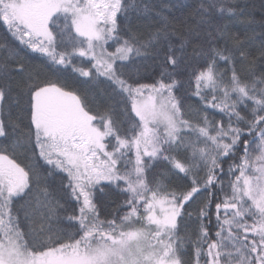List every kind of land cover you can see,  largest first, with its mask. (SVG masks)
<instances>
[{
    "label": "snow or ice",
    "instance_id": "6c2138e0",
    "mask_svg": "<svg viewBox=\"0 0 264 264\" xmlns=\"http://www.w3.org/2000/svg\"><path fill=\"white\" fill-rule=\"evenodd\" d=\"M168 7L0 0V26L12 37L0 43V106L16 77L28 97L26 131L0 107V264H264V71L247 37L216 18L259 23L262 59L264 20L245 16L235 0H198L177 45ZM133 16H155L158 27L142 35ZM189 44L200 106L185 109L175 91ZM31 54L50 77L30 70ZM137 58L153 60L159 76H127ZM67 72L92 84L103 78L111 103L94 107ZM17 153L37 163L24 165ZM54 173L64 174L61 190L76 204L63 217L69 228L51 224L67 211L46 185ZM112 192L122 199L102 217L97 195ZM186 218L192 231L181 230Z\"/></svg>",
    "mask_w": 264,
    "mask_h": 264
},
{
    "label": "trees",
    "instance_id": "16d2710c",
    "mask_svg": "<svg viewBox=\"0 0 264 264\" xmlns=\"http://www.w3.org/2000/svg\"><path fill=\"white\" fill-rule=\"evenodd\" d=\"M151 2L159 9L163 5H169L166 8L165 14L172 20L175 21V26L177 29V34L172 36L171 39L174 44L179 43L180 38L188 35L187 29L189 25H193L194 21L190 19V13L194 10L198 0H151ZM240 8L243 9L244 15L252 17L257 22L264 20V0H235ZM156 17H136L131 18V27L134 31L139 32L142 35H147L150 30L158 27V24L155 22ZM187 19V24L185 23ZM219 23H229V28L232 32L239 33V35L244 38L247 37L245 48L250 53V58L255 60L257 71H264V59L259 56V47L261 37L258 34L260 31L259 23L255 25H245L237 22L235 19H232L229 22V18L221 19L216 18ZM192 40L193 44L196 42L195 37L188 36ZM12 41V37L7 33L6 28L0 26V43H5ZM199 43L207 46L205 43V37L201 34ZM192 53V44H189L185 53L187 63H182L177 69L176 78L181 82L180 86L175 91V94L181 104L187 109L188 107H197L200 106L199 100L197 97L192 95L193 85L190 83V75L193 70H195L199 65L197 61L190 59ZM28 66L31 71L34 73H39L41 78L50 77L52 71L50 66L42 59L39 58L38 54H31L28 61ZM223 67V65H221ZM138 69V72L136 71ZM125 74L131 76L133 79L139 78L141 82H152L154 78L159 76V67L153 62V60L148 59L144 60L143 58H137L134 62L130 63L128 67L125 68ZM67 77V82L74 88L78 89L82 94L87 95L89 100L93 103V106H99L101 109L106 107L111 103V87L108 83L101 82L98 84H92L90 82H85L84 78L78 77L75 74L67 72L64 74ZM54 78V77H53ZM27 102L28 97L25 94V88L23 80L20 77H16L15 82L12 84L11 92L7 98V101L4 105L0 106L3 109V117L7 121L9 116L11 120L19 124L22 129L27 130ZM119 111V110H118ZM210 115H214L217 119L220 118L218 112H214L209 109ZM120 118V117H118ZM17 159L24 165H33L37 161L34 159H29L25 154L17 153ZM42 163V161L40 162ZM164 167L163 164L158 165L156 168L152 169L151 175H155ZM43 172V169H41ZM64 174L54 173L53 176L48 177L46 185L48 190L52 193L55 199L60 200L62 204L65 205V210H59L58 215L62 218L59 221L53 219L51 221L52 227L54 228H69V222L66 219H63L64 216L71 213L73 209L76 208L74 201H71L66 197L61 190V178ZM172 183L176 184L177 181L175 177L171 178ZM189 181H185L187 183ZM43 187V182L42 185ZM37 195L34 190L33 198ZM122 199L116 193L112 192L109 195L98 194L97 195V205L100 209L101 216H111L112 212L116 208V204ZM203 199V196L200 197ZM23 203V201H22ZM196 205H192L194 209ZM190 209V210H192ZM37 227H39V220L37 219ZM195 222L193 219H185L181 225V230L187 229L192 231L195 228ZM190 255V252H189Z\"/></svg>",
    "mask_w": 264,
    "mask_h": 264
}]
</instances>
